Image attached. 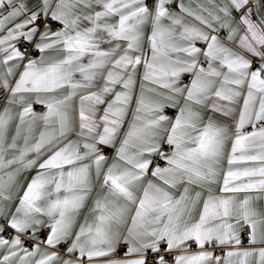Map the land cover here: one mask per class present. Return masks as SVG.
<instances>
[{
	"label": "snow or ice",
	"instance_id": "snow-or-ice-1",
	"mask_svg": "<svg viewBox=\"0 0 264 264\" xmlns=\"http://www.w3.org/2000/svg\"><path fill=\"white\" fill-rule=\"evenodd\" d=\"M208 2L0 0V264H264V0Z\"/></svg>",
	"mask_w": 264,
	"mask_h": 264
},
{
	"label": "crops",
	"instance_id": "crops-1",
	"mask_svg": "<svg viewBox=\"0 0 264 264\" xmlns=\"http://www.w3.org/2000/svg\"><path fill=\"white\" fill-rule=\"evenodd\" d=\"M184 2L186 3V4H188V3H190L191 4V6L193 7V8H195L196 7V5L199 3V4H203L205 7H207V8H209L210 10L212 9V4H210L209 2H208V0H184ZM217 2H219V0H217ZM207 13H205V15H206ZM36 111H38V109H37V107H36V109H35ZM43 111V110H42ZM39 112V111H38ZM169 115H172V114H170V113H168ZM111 154H112V151H111ZM110 154V155H111ZM107 155V154H106ZM162 163V162H161ZM32 175V173H24V174H22L21 176H20V178H19V183L20 184H23L24 182H25V180H26V178H30V176ZM13 195H15V189L13 190ZM101 260L102 259H104V258H100Z\"/></svg>",
	"mask_w": 264,
	"mask_h": 264
},
{
	"label": "built area",
	"instance_id": "built-area-1",
	"mask_svg": "<svg viewBox=\"0 0 264 264\" xmlns=\"http://www.w3.org/2000/svg\"><path fill=\"white\" fill-rule=\"evenodd\" d=\"M37 109H38V111H42L43 110L42 107H40V106H37ZM168 113L173 114L171 110H169ZM110 153H111V150L106 149V153L105 154L109 155ZM116 254L117 255H122V252L118 251Z\"/></svg>",
	"mask_w": 264,
	"mask_h": 264
},
{
	"label": "trees",
	"instance_id": "trees-1",
	"mask_svg": "<svg viewBox=\"0 0 264 264\" xmlns=\"http://www.w3.org/2000/svg\"><path fill=\"white\" fill-rule=\"evenodd\" d=\"M110 154H111V153H110ZM110 154H109V155H110Z\"/></svg>",
	"mask_w": 264,
	"mask_h": 264
}]
</instances>
